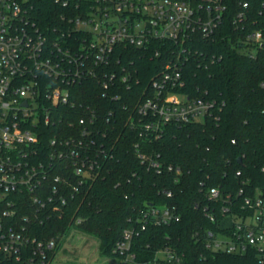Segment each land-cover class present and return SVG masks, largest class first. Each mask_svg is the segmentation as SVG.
I'll return each mask as SVG.
<instances>
[{
	"label": "built area",
	"instance_id": "1",
	"mask_svg": "<svg viewBox=\"0 0 264 264\" xmlns=\"http://www.w3.org/2000/svg\"><path fill=\"white\" fill-rule=\"evenodd\" d=\"M55 2L72 14L42 29L30 14V0H0V264H55L62 237L38 239L15 220L21 212L27 222L29 214L37 218L52 203L65 205L69 195L98 174V137L106 133L97 128L98 108L79 100L77 84L93 80L104 97L116 100L119 93L112 92L117 86L129 90L138 83L116 60L117 52L132 47L163 59L160 73L149 83L151 96L135 103L140 135L157 138L171 123L216 121L225 104L206 89L195 88L204 94L200 97L185 91L190 60L203 69L221 60L222 54L211 51L215 40L229 41L249 58L264 51V18L249 16L248 0L239 1L229 24L226 0ZM262 11L264 2L258 14ZM54 124L66 129L46 131ZM42 139L45 149L39 146ZM138 158L147 170L162 171L155 158L142 153ZM55 161L63 165L62 175L53 173ZM167 170L182 172L172 166ZM259 175L264 178V165ZM235 176L239 185L234 191L199 183L200 210L216 227L192 237L211 253L252 254L257 264H264V185L241 170ZM139 213L137 226L125 229L103 255L106 264H183L182 252L167 243L150 247L140 242L137 230L178 221L174 207L146 205Z\"/></svg>",
	"mask_w": 264,
	"mask_h": 264
},
{
	"label": "trees",
	"instance_id": "2",
	"mask_svg": "<svg viewBox=\"0 0 264 264\" xmlns=\"http://www.w3.org/2000/svg\"><path fill=\"white\" fill-rule=\"evenodd\" d=\"M239 1L243 0H226V24ZM248 1L252 6L249 16L264 18V11L258 14L264 0ZM30 3V14L42 29L57 23L61 15L72 14L65 13L55 0ZM212 46L211 51L223 55L221 60L206 69L190 60L185 67V91L200 97L206 89L207 95L224 101L218 119L171 123L157 138L140 135L135 103L151 96L149 83L160 73L163 59L151 58L150 53L132 47L117 52L116 60L128 67L138 83L134 82L129 90L117 86L112 92L119 93L116 100L104 97L102 88L93 80L77 84L74 88L79 100L98 108L97 128L106 133L105 137H98L102 152L98 174L84 182L77 194L69 195L65 205L52 203L37 218L29 214L27 222L21 212L15 224L27 226L38 239L63 237L77 229L96 237L100 254L107 255L125 229L137 226L136 219L146 205H168L174 207L179 220L169 225L148 224L144 230L138 228L140 242L150 243V247L163 243L175 247L184 254L183 264H257L252 254L211 253L192 237L216 227L200 210V182L208 186L220 184L225 191H234L239 185L235 172L241 170L256 184L264 185V178L259 175V167L264 165V51L249 58L233 49L229 41L215 40ZM196 87L202 91L195 92ZM58 129L66 128L54 124L46 131ZM46 144L42 139L39 146L45 149ZM139 153L158 160L162 171L147 170L139 161ZM62 166L55 161L53 173L62 175ZM168 166L179 167L181 174L168 171Z\"/></svg>",
	"mask_w": 264,
	"mask_h": 264
},
{
	"label": "rangeland",
	"instance_id": "3",
	"mask_svg": "<svg viewBox=\"0 0 264 264\" xmlns=\"http://www.w3.org/2000/svg\"><path fill=\"white\" fill-rule=\"evenodd\" d=\"M107 262L108 258L100 254L98 249V239L77 229L63 236L59 248L55 250V264H106Z\"/></svg>",
	"mask_w": 264,
	"mask_h": 264
},
{
	"label": "water",
	"instance_id": "4",
	"mask_svg": "<svg viewBox=\"0 0 264 264\" xmlns=\"http://www.w3.org/2000/svg\"><path fill=\"white\" fill-rule=\"evenodd\" d=\"M238 162L239 163H241V160L240 159H238ZM61 264H69V263H61ZM77 264V263H76Z\"/></svg>",
	"mask_w": 264,
	"mask_h": 264
}]
</instances>
